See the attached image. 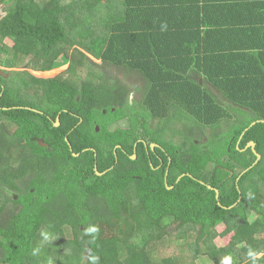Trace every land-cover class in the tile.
<instances>
[{
    "label": "trees",
    "instance_id": "16d2710c",
    "mask_svg": "<svg viewBox=\"0 0 264 264\" xmlns=\"http://www.w3.org/2000/svg\"><path fill=\"white\" fill-rule=\"evenodd\" d=\"M113 1L0 0V264H252L264 0ZM123 69L147 81L142 106L113 75ZM42 231L55 240L33 256Z\"/></svg>",
    "mask_w": 264,
    "mask_h": 264
},
{
    "label": "rangeland",
    "instance_id": "374dc122",
    "mask_svg": "<svg viewBox=\"0 0 264 264\" xmlns=\"http://www.w3.org/2000/svg\"><path fill=\"white\" fill-rule=\"evenodd\" d=\"M107 2L109 5H113V3H114L113 0H107ZM5 8H6L5 5L3 3H0V9H1L0 12H3L4 14H6ZM7 44L9 46H13L14 42L11 39H8ZM59 66L60 67L54 71L47 72V73H36V74L51 78V77H54L55 75L59 74L60 72L66 70L69 67V64H67L66 61L61 60V63L59 64ZM2 71L4 72V69H2ZM9 71H12V70H9ZM17 71H21V70L19 69ZM113 75L115 76V78L117 79L118 82L123 84L128 89V91L130 93L129 101L131 103H133L134 105L137 104L138 107L142 106L144 99H145V96H146V93L148 91V83L144 79V77L139 73L129 72L125 69L115 70V73ZM201 82L202 81H199V83H201ZM212 93L215 95V97L218 99V102L221 105H223L224 107L230 108V105H228V103L226 101H224L223 98H221L220 95L216 91H212ZM129 127H130L129 123L124 122V123H120L117 126H115L113 128V130L127 129ZM207 133H208V131H206V134ZM206 141L207 140H205V142ZM197 143L198 142H196V144ZM158 146H160V145H158ZM218 169L219 168L215 167L214 165H210L208 167V173H211V177L216 178V182L220 181V178L217 175ZM251 219L255 220L256 217L253 216ZM176 228H177V226H173L171 231L174 232L176 230ZM217 230H218L219 234H222L225 231V226L220 225V226H218ZM232 237H233V235L227 236L225 238H221V237L217 238L215 241L216 247H218V248L227 247L231 243ZM260 237L264 238V235H262ZM181 243H183V241H181ZM197 264H213V263L210 260H208L206 257H200L197 261Z\"/></svg>",
    "mask_w": 264,
    "mask_h": 264
},
{
    "label": "clouds",
    "instance_id": "9594fccd",
    "mask_svg": "<svg viewBox=\"0 0 264 264\" xmlns=\"http://www.w3.org/2000/svg\"><path fill=\"white\" fill-rule=\"evenodd\" d=\"M97 231H98V229L95 227H92L89 229L90 233H95ZM40 237H41V246L36 247L32 250L33 256H39V254L41 253V249H42L43 245L46 243H51L55 240V237L49 231L40 232ZM247 255L251 258L252 264H257V261L261 258V256H264V252H258V251L249 249ZM93 260H95V258H93ZM47 264H55V260L51 256H49L47 258ZM222 264H233V258L231 256L225 257L222 261Z\"/></svg>",
    "mask_w": 264,
    "mask_h": 264
},
{
    "label": "water",
    "instance_id": "95a60500",
    "mask_svg": "<svg viewBox=\"0 0 264 264\" xmlns=\"http://www.w3.org/2000/svg\"><path fill=\"white\" fill-rule=\"evenodd\" d=\"M6 16V14H4L3 12H0V24H1V21H2V19L4 18ZM0 73L2 74V75H4V76H6L7 74L5 73V72H3L2 71V69H0ZM7 77V76H6ZM255 125V123H253L249 128H252L253 126ZM57 127H61V123H60V120H59V122L57 123ZM39 143H40V145L41 146H43V147H47V145L45 144V142L44 141H42V140H40L39 141ZM159 146L158 145H153L152 146V148H153V150L155 151L156 150V148H158ZM247 148H250V149H254V145L252 144V143H249L248 145H247ZM253 152H254V154H255V156H256V163L260 160V156L259 155H257L256 153H255V151L253 150ZM138 159V156H135L134 158H133V160H137ZM256 163L254 164V165H256ZM253 165V166H254ZM98 172V171H97ZM100 176H102L100 173H98ZM211 189V188H210ZM212 190V189H211ZM216 194H217V199L219 198V192L218 191H216Z\"/></svg>",
    "mask_w": 264,
    "mask_h": 264
},
{
    "label": "flooded vegetation",
    "instance_id": "af4514ba",
    "mask_svg": "<svg viewBox=\"0 0 264 264\" xmlns=\"http://www.w3.org/2000/svg\"><path fill=\"white\" fill-rule=\"evenodd\" d=\"M153 146V145H152ZM156 151V150H155ZM155 151H153V152H155Z\"/></svg>",
    "mask_w": 264,
    "mask_h": 264
}]
</instances>
